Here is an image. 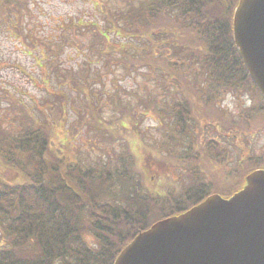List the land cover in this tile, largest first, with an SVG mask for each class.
Returning a JSON list of instances; mask_svg holds the SVG:
<instances>
[{"label": "trees", "instance_id": "1", "mask_svg": "<svg viewBox=\"0 0 264 264\" xmlns=\"http://www.w3.org/2000/svg\"><path fill=\"white\" fill-rule=\"evenodd\" d=\"M126 1L129 7L115 12L114 18L123 20L122 32L127 31L129 38H141L142 44L109 47L105 41L111 18H106L103 30L98 24L91 25L94 39L86 46L90 51L92 45L100 44L96 54L104 59V70L86 81L89 62L76 76L73 69L61 67L57 52L70 41L63 35L52 51V62L39 60L41 68L46 63L40 82L48 93L43 101L46 107L38 106L37 116L19 104L25 122L15 133L0 131L3 165L21 179L0 178V264H113L138 232L214 192L203 180L202 165L218 171L228 149L217 139L202 137L203 125L234 137L236 146L241 129L251 130L264 121V98L246 71L232 36L236 0ZM25 5L26 0H0V23L10 17L11 21L22 20ZM74 25L83 23L78 20ZM163 42L166 47H161ZM219 42L227 48L219 47ZM140 67L160 70L161 92L138 96L134 104L124 103L119 95L108 96L114 119L106 122L101 111L103 95L94 94L101 89L92 90V81L117 68L129 74ZM50 73L57 82L51 88ZM69 88L77 94L75 126L67 122ZM241 92L254 100L239 108L240 121L207 112L216 111V101L227 93ZM151 110L164 124L165 140L161 142H145L137 127L141 115ZM82 128L109 144L93 146L94 157L83 153L74 145ZM116 141L117 147L111 145ZM135 143L140 154L132 151ZM263 155H242L239 165L248 161L246 174L264 168ZM142 164L148 169L158 165L165 172L155 174L149 185ZM185 172L190 180L187 185ZM241 182L231 191L220 192L230 195Z\"/></svg>", "mask_w": 264, "mask_h": 264}, {"label": "rangeland", "instance_id": "2", "mask_svg": "<svg viewBox=\"0 0 264 264\" xmlns=\"http://www.w3.org/2000/svg\"><path fill=\"white\" fill-rule=\"evenodd\" d=\"M129 5L130 3L126 0H26L22 20L11 21L12 17H10L7 21L0 23V131L15 133L25 122L23 107L21 108L19 104L23 103L27 106V111H32L37 116H40L37 107L43 104L46 107L43 101L47 98L48 93L43 88L44 84L40 83L46 73L44 70L46 63L43 62L41 68L39 60L40 62L46 60L52 62L51 57L54 54L52 51L57 49L63 35L67 36L70 41L62 44L63 51L57 52V59L63 69H73L75 76L77 74L75 72L83 67L85 62H89V75L85 77L86 81H90L95 73L104 70L101 63L104 62V59L100 60L96 54L100 44L92 45L90 51L86 46L94 39L91 25L98 24L103 30L107 23L106 18H111L113 24L109 28L110 35L105 41L109 47L116 45L118 48V43H122L123 46L130 43L133 45L142 44L141 38H129L127 31L122 32L123 20L114 18L115 12L125 11ZM78 20L83 23V26L74 25ZM69 23L72 25L68 26ZM115 33L120 35H115ZM132 44L131 46H133ZM159 44L160 42H158ZM161 47H166V42H163ZM131 49L134 48L131 47ZM162 78L158 68L147 67H140L138 71L131 70L129 74L124 73V70L120 68L114 69L108 74H101L99 78L92 81L91 87L96 91L101 89V92L94 94H98L96 97H100V94L103 95L101 98L103 119L105 121L114 119L113 106L109 104L108 96L119 95L124 103L134 104L138 96H145L148 93L158 95L161 92L160 81ZM49 84L50 88L57 85L53 75L50 76ZM68 94L70 101L67 107V122L69 126H75L77 106L74 107L73 102L76 101L77 94L70 88ZM252 100H254L253 97L246 92H241L238 95L227 93L216 101L218 106L216 111L207 110V112L215 115H219L218 112H220L222 117L227 115L230 119L234 118V122H238L240 121L237 115L239 108L251 105ZM141 116L137 127L144 134L145 142L156 143L165 140L162 136L164 124L159 115L151 110ZM224 123L227 126L231 124L229 119ZM62 128V126L58 127V129ZM241 131V138L238 145L235 146L233 145L234 137L220 134L218 127L203 125L202 137L206 140L208 138L217 139L220 145L228 149L225 164L224 166L218 165L220 166L218 171L211 166L202 165L203 180L210 184L214 192L231 191L233 188H237L241 179H244L248 161L244 160L239 165L240 156L248 154L262 156L264 154V121L258 122L256 128L253 127L251 130L245 128ZM90 144L91 147H89ZM97 144L107 146L109 143L107 140L101 139V136L93 135L84 128L74 138V145L83 153L88 151L92 157L96 152V150L93 151V146ZM117 144V141L111 143L114 147H117ZM138 147L139 145L136 143L132 145V151L137 152L136 154H140ZM3 164L5 163L0 157V178L5 181L20 182L21 179L17 173ZM146 166L142 164L141 167L146 172L147 183L152 185L154 175L165 171L160 170L158 165H154L152 169H148ZM169 171L175 173L173 168H169ZM183 179L185 185L189 184L187 172L184 173ZM87 239L91 238L87 237Z\"/></svg>", "mask_w": 264, "mask_h": 264}, {"label": "water", "instance_id": "3", "mask_svg": "<svg viewBox=\"0 0 264 264\" xmlns=\"http://www.w3.org/2000/svg\"><path fill=\"white\" fill-rule=\"evenodd\" d=\"M232 34L264 98V0H238ZM113 264H264V169L246 174L229 197L211 193L156 220L120 250Z\"/></svg>", "mask_w": 264, "mask_h": 264}, {"label": "flooded vegetation", "instance_id": "4", "mask_svg": "<svg viewBox=\"0 0 264 264\" xmlns=\"http://www.w3.org/2000/svg\"><path fill=\"white\" fill-rule=\"evenodd\" d=\"M237 2H238V0H236L235 4L233 6V10H234V7L236 6ZM233 10H232V14H233ZM231 20H232V15H231ZM218 45H219V47H220V45H222L221 46L222 48H227V46H228V45H225V44H223L221 42H219Z\"/></svg>", "mask_w": 264, "mask_h": 264}]
</instances>
